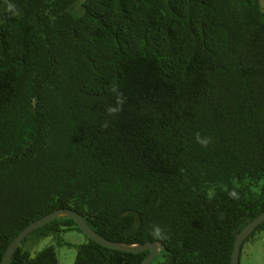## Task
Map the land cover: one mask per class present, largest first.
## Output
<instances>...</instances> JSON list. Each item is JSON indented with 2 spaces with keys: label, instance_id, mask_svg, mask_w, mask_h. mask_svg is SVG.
Returning a JSON list of instances; mask_svg holds the SVG:
<instances>
[{
  "label": "trees",
  "instance_id": "16d2710c",
  "mask_svg": "<svg viewBox=\"0 0 264 264\" xmlns=\"http://www.w3.org/2000/svg\"><path fill=\"white\" fill-rule=\"evenodd\" d=\"M10 2L20 14L0 0V264L62 209L118 243L161 241L151 264H232L238 235L264 214V0ZM67 232L85 235L54 219L10 264H60L55 246L37 248ZM86 237L65 243L75 264L150 254Z\"/></svg>",
  "mask_w": 264,
  "mask_h": 264
},
{
  "label": "water",
  "instance_id": "95a60500",
  "mask_svg": "<svg viewBox=\"0 0 264 264\" xmlns=\"http://www.w3.org/2000/svg\"><path fill=\"white\" fill-rule=\"evenodd\" d=\"M60 217H69V219L73 220L78 225V227L86 236L92 239L93 242L103 247L113 249L115 251L138 254L149 251L150 254L145 259L143 264H151L158 257V255L165 250V246L161 243V241L150 242L144 245H127L124 243H118L113 240L106 239L96 233L92 229V227L84 220V217L81 214L69 209H62L48 215L47 217H42L41 219L28 226L23 232H21L20 235L16 239H14L9 245L2 264H10L12 262L14 254L20 247L21 243H23L24 240L27 239L34 231L40 229L45 224L47 225L49 222ZM263 223L264 214L254 219L241 231V233L237 237L236 245L234 246L232 264H241L240 255L242 246H244L245 242L250 237V235L255 232L258 227Z\"/></svg>",
  "mask_w": 264,
  "mask_h": 264
},
{
  "label": "rangeland",
  "instance_id": "374dc122",
  "mask_svg": "<svg viewBox=\"0 0 264 264\" xmlns=\"http://www.w3.org/2000/svg\"><path fill=\"white\" fill-rule=\"evenodd\" d=\"M263 7H264V2ZM62 246L53 241V238L44 239L40 242L37 250L40 251L48 246H55L60 258V264H75L77 250L69 248L65 243L72 245L85 244L87 241L86 235L78 232H67L62 236ZM241 264H264V233L259 236L256 243H248L244 246Z\"/></svg>",
  "mask_w": 264,
  "mask_h": 264
},
{
  "label": "clouds",
  "instance_id": "9594fccd",
  "mask_svg": "<svg viewBox=\"0 0 264 264\" xmlns=\"http://www.w3.org/2000/svg\"><path fill=\"white\" fill-rule=\"evenodd\" d=\"M7 4V10L13 15H19V10L17 9L16 5L11 3L10 0H5ZM113 92H116V89H113ZM123 97L122 95H117L116 106H108L106 107L105 111L109 116H115L122 110L123 104ZM102 127H107V122L101 125ZM196 141L201 144L203 147H207L208 144L211 142L210 137H203L200 133L196 134ZM236 187H239L238 185ZM228 195L232 199H239V193L236 191L234 187L232 190H228ZM150 234L153 238L157 240H164L167 239V233L164 228H162L159 224H152L150 227Z\"/></svg>",
  "mask_w": 264,
  "mask_h": 264
}]
</instances>
